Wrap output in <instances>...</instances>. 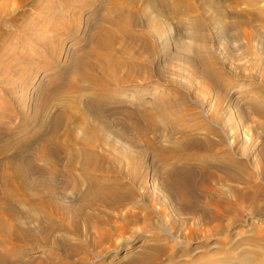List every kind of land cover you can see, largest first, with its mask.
Segmentation results:
<instances>
[{"label": "bare ground", "instance_id": "1", "mask_svg": "<svg viewBox=\"0 0 264 264\" xmlns=\"http://www.w3.org/2000/svg\"><path fill=\"white\" fill-rule=\"evenodd\" d=\"M69 1L76 5L71 20L77 28L76 17L86 7L80 4L82 0ZM94 1L98 4L95 12H98L96 15L100 18L88 30L86 39L81 42L83 48L77 45L68 64L61 66L60 72L52 76L38 91L31 110L32 118L28 119L31 121L27 122L30 126L26 128L24 125L26 122L22 106L24 104L16 98L15 87L6 84V88L3 87L0 92V104H8L5 108L0 107V119L8 122L7 125L1 126L4 133L0 132V264H55L53 260L51 261L53 258L58 261L57 255L52 252L54 249L52 251L49 249L42 255L44 258L39 259L18 255V250L16 252L15 249L14 252L17 254L10 253L13 252L14 245L19 249L20 244H22L20 247L41 245L60 248V244L54 242L55 240H45L44 236L41 239L42 233L46 230L42 224L47 222L49 230L54 228L53 230L58 229L61 232H67L66 230L78 232L79 224L75 220L79 215H82V218L79 217L85 230L94 231V235L90 243L80 240L74 242L73 247L69 246L68 240L63 242L61 238L63 246L67 243L65 247H70L66 250V256L72 259L66 260L63 264H86L83 258L73 259L75 253L85 255L88 245L101 249L104 244H107L105 249L90 254L95 259L100 257L99 263L104 261L110 263L114 256L107 259L108 249L110 247L117 249L118 247L114 248L115 243L120 241L118 239L114 241L112 236L120 234L117 238L122 239L130 226L140 232L130 242L140 241L141 247L127 264H200L202 260L209 262L211 256L217 254L224 257V264H264V137L259 150H245L240 146L239 136L231 133L233 129L227 125L228 119L226 120L234 108L242 114L246 109L259 119L264 117V102L253 101L250 96L251 83L246 85L248 86L244 89L246 91L238 96L244 97L241 101H244L242 103L246 107H241L242 110L239 109L240 106L226 104L230 98L227 86L226 89L221 88L222 84L213 86V82L209 83L212 94L223 90L225 92L220 94L221 96L215 95L213 100L209 99L208 102H203L204 98L201 100L195 95H190L193 93L189 94L190 88L181 93L179 91L181 86L177 84L169 85V90L166 89L167 94H160L150 98L151 100L146 99L141 92H129L126 97L128 102L132 100L134 104L137 103L138 109L123 107L126 100H123L124 102L122 99L118 100L126 95L128 90L124 87L128 85L143 87L149 82L158 85L157 80L150 81L153 76L145 77L148 70L156 72L154 76L157 79L162 77V70L159 67L153 68L150 64L144 65L140 62L142 51L132 53L135 51V45H140L144 50L148 44L153 53L157 52L158 46L167 65L171 60L179 59L188 65L192 74L197 75L201 71V78L205 76L208 82L211 78H218L216 69L211 67L213 61L209 62L210 60L206 59V57L213 59L211 58L213 53L203 41L206 37L203 32L210 27L212 29L214 21L211 16L205 15L207 12L203 6L216 7L221 1ZM231 2L235 4L239 1ZM218 12L220 13V10ZM239 15L241 16V14L237 16ZM173 20L177 24L175 31L185 28V25L188 27V33L184 37L189 39L190 43L175 47L171 52L170 26L167 22ZM137 25L140 28L138 30L134 29ZM52 34L54 35L53 32ZM244 35L248 38V34ZM60 46L61 44L55 46L54 52L60 49ZM50 55L49 58L53 59L54 53ZM30 58L35 61L40 56L32 55ZM54 59L49 60L51 61L49 64H52ZM44 64L41 67H46ZM32 65L33 62H30L28 56L17 54L9 58L2 69L9 71L18 68L16 72H20ZM57 69L55 71H58ZM119 72L121 76L117 77ZM1 81L2 79L0 83ZM21 83L24 88L27 79ZM176 87H179V90ZM260 89L257 88V92L264 93L261 92L264 89L261 91ZM119 104L120 107L117 106ZM110 116H120L124 120V127L128 124L126 125L128 130L137 133V137H143L141 143L137 139L130 140L133 147H142V150L128 151L106 140L103 130L93 124L92 119L103 124L105 128L108 121L106 119ZM27 117L29 118L28 115ZM171 118H175L176 121ZM11 120L17 123L10 125ZM263 124L257 125V128L264 135ZM32 126H36V131H31V135L28 134L27 137L25 131ZM145 134L149 136L145 137ZM116 135L122 138L120 133ZM101 149L107 150V153L103 154ZM61 154H64L63 157ZM147 156L149 159L145 162ZM37 163H43L45 168L41 167V164L40 168L37 167ZM50 166L53 169L48 168ZM65 166L73 174V179L72 175H69L71 176L68 178L69 184L76 183L77 187H83V191L80 193V189L74 185L75 188L70 191L77 190L81 201L77 204L69 202L63 207L57 198L54 199L57 187L56 179L53 178H63L58 168ZM147 169L152 170L149 179L159 177L156 179L160 180L159 185L164 195L179 205L180 212L197 213L200 207L203 209L200 213L203 220L208 219L214 225L203 232L201 230L200 233H203L201 235L197 230L199 227L192 225L187 227L185 221L176 226L163 210L157 209L151 202L153 199L147 191L148 173L150 174L146 172ZM97 172H100L98 175L101 176L105 173L112 174L113 180L102 179L96 175ZM32 175L37 177L32 178ZM44 175H47L46 179L51 178L48 181L42 180L43 177L39 178ZM196 191L207 198V204H198L200 201L197 199ZM58 193L63 195V192ZM229 198H233V202ZM20 206L24 210H21ZM106 206L115 210L120 209L121 212L119 223L109 226L110 229L114 227L113 231L117 232L114 235L107 232L108 225L100 218L102 214L100 209ZM125 206L127 209H123ZM245 212L247 216L254 215V218H257L255 221H261V225L256 228L255 222L249 221L245 225L235 218L236 214ZM24 219H27L28 223L25 224ZM233 226L248 228L251 231V238L243 237L237 244L233 242V245L230 244L232 239L229 232ZM244 233L239 231L237 235L241 237ZM75 234L80 236L78 233ZM212 236L216 240L214 243L216 248L213 249L206 242ZM168 238L174 243L169 244ZM178 239L179 244L182 243L183 246H179ZM197 239L202 240L201 244ZM192 240H197L199 246L189 249L188 245ZM23 248L25 251V247ZM35 248L33 246L32 249ZM32 249L26 248L27 253ZM178 249L182 252L180 255ZM196 249L201 250L199 256L193 255ZM179 259L182 261L179 262Z\"/></svg>", "mask_w": 264, "mask_h": 264}, {"label": "rangeland", "instance_id": "2", "mask_svg": "<svg viewBox=\"0 0 264 264\" xmlns=\"http://www.w3.org/2000/svg\"><path fill=\"white\" fill-rule=\"evenodd\" d=\"M20 1L19 0H0V79H2V81L0 83V92L2 89H4L3 87H5L6 84L13 85L15 87L14 88V90H16L15 93L17 92L15 95L16 98L20 99L22 101V103L24 104V105H22L24 107V113L26 114L25 115L26 116L25 117L26 122L24 123V125L27 128L28 126H30L27 122L31 121L28 119L32 118V111L31 110H32V106L34 105L35 97L37 96L38 91L40 90L41 87H43L47 83V81L52 76L57 74V72H60L61 66L63 67L64 65L68 64V61H70L71 57L73 56V52L75 51V48L77 45H79L81 47V49L83 48L84 45L81 42H83V39L84 40L86 39L85 36L87 35L88 30H90L95 25V23L100 18V16L97 17V15H96L98 12L96 13L95 11L97 10L98 4L95 3L94 0H85L86 3L84 2V0H82V1L80 0L81 1L80 4L83 5L84 7H86V9L84 8L85 10L83 9L81 14L76 17V20H78V21H77V26H76L77 28H75L74 27L75 25L72 24L71 17H73V15H74L73 12L75 10L74 7H76V5H73L69 0L68 1H66V0L65 1H63V0H20ZM220 1L221 2L218 5L216 4L217 8L214 6L213 7H208L206 5L203 6V9L204 10L206 9L205 11L207 12L205 15L208 17L211 16L213 18V21H214L213 28L211 29V27H210L208 30L206 29L203 32V34L206 36V37H204L205 40H203V41L207 45V48H210V50L213 53V57H211L213 59H210V57H208V58L206 57V59H209L210 61L207 60L209 62L213 61V64H212L213 66H211V67L212 68L214 67V69H216L215 71L218 73V76H217L218 78H216V79L211 78L210 81L208 82V80L205 78V76H203V78H201V76H202L201 71H199L200 74H197L198 76L192 74L193 72H190L191 70L188 67V65L186 63H183L182 60H179V59L171 60L169 65H167V63L165 62L164 57H163L161 51L159 50L158 46L156 47L157 52L153 53L152 50H150L148 44H146V48L144 50H142L140 48V45H135L134 46V48L136 47L134 49L135 51L133 50L134 52H132V53L136 54V53H138V52L140 53L142 51L140 53L142 56L139 57L140 62H142L144 65L150 64V65H152L153 68L159 67L162 70V74H161L162 77L160 76L161 78L157 79L155 77L156 72L152 71L154 73L153 74L151 72V70L150 71L148 70L147 74H145V77L151 78L153 76L154 80L152 79L150 81L157 80L159 83L158 85H155V82L153 83V82L148 81L149 84L145 85L143 87H135L133 85H128L127 87H124L126 90H128V92H126V95H124L120 99L118 98V100L122 99L121 101L126 100L125 102L123 101L124 102L123 107H127V108L132 107L133 109H135V108L138 109L137 103L134 104V102H132V100H129V102H128L126 97H128L129 92H136V91L141 92L142 94H144V97L149 100L152 97L154 98L155 96H159L160 94H165L169 90L168 89L169 85L181 86L180 90H179V87H176L179 91H181V93L187 91V88H190V89H188L189 94H190V92L194 93V94L191 93L190 95H192V96L195 95L196 97L200 98L201 100H202V98H204L205 100L203 99V102H208L210 100L212 101L213 97L215 95L219 94L218 96H221L220 94H223L225 92L223 90L222 92L217 91L215 94H212L213 92H211V90H210L211 85L209 84L212 82H213L212 83L213 86L214 85L220 86L222 84L221 88L223 87L224 89H226V86H227L229 88V97L230 98H228L229 102L227 101L226 104L234 105L235 107L240 106L239 109H241V110L245 106L242 103L244 101H241V100H243L244 97L240 98L238 96H241L244 93V91H246L244 89L248 87L246 85H249V83H251L250 88H252V91L250 93V96L253 98L252 100L257 101V102H259V101L264 102V93L260 94V92L258 93L256 90L257 88H261L260 91L262 89H264L263 88L264 86H262V84L264 83V10H263L264 9V0H262V1L257 0L256 2H253L252 0H238L239 2L235 3V4H234V2H231L232 0L231 1L225 0L226 2L224 0H220ZM245 1H247L248 3ZM256 3H258V4H256ZM218 10H220V13L218 12ZM94 12H95V14H94ZM238 14H241V16L240 15L237 16ZM153 15L156 16L155 14H153ZM157 17H159V16H157ZM74 21H75V19H74ZM167 23L170 26L169 27L170 28V31H169V33H170V38H169L170 48H169V50L171 52H173V49L175 47L184 46L185 44L190 43V40L186 39L184 37V35L186 36V33H188V30H189L188 27L186 28V25H185V28L182 27L181 29L175 31V27L177 25L176 21H174V20L168 21ZM69 24H70V26H69ZM89 26H91V27H89ZM239 26H240V28H239ZM134 29L138 30L140 28L137 25ZM55 31H56V33H55ZM52 32L54 33V35L52 34ZM176 32H177V34H176ZM242 32H244V33H242ZM244 34H248V38H246ZM241 35H243V36H241ZM242 37H244V38H242ZM181 38H183V39L181 40ZM2 40H3V43H2ZM207 42H208V44H207ZM2 44H3V46H2ZM60 44H61V46L59 47L60 49H57V51L58 50L59 51L54 52L55 46L60 45ZM137 46H139V48ZM249 51H251V52H249ZM51 53H54L55 59L53 58L54 62H52V64H49L51 61H53V59L49 58V56H51L50 55ZM17 54H18V56H19V54L21 56H28V58L30 59V62L31 63L33 62V65L28 69L25 68L27 71L24 68L20 72H16V69H18V68L11 69L9 71L3 70L2 66H4L6 61L9 58L13 57L14 55L16 56ZM32 55H37L38 57L40 56V58L38 60H35V61L31 60L30 56H32ZM49 60H51V61H49ZM259 60H261V61H259ZM43 64L46 67H41ZM182 64H184V65H182ZM184 66H185V69L183 70ZM255 66H257V67H255ZM55 67H56V69H57V67L59 68V69H57L58 71H55L56 70ZM39 68H40V70H39ZM41 68H46V69H41ZM53 69H55V70L53 71ZM186 69H188V71ZM2 72H5L6 75L5 74L2 75L1 74ZM47 72H49V73H47ZM120 73L121 72H119L117 74V77H118V75L121 76ZM135 77H136V75H135ZM162 78H163V80H162ZM24 79H27V83L25 84L26 86H24V88H23V86H22L23 84L21 82ZM204 79L207 81H205ZM159 80H161V81H159ZM136 81H138V80H136ZM162 81H163V83H165V85L163 83H161ZM218 81H221V82H218ZM173 82H175L174 83L175 85L173 84ZM138 83H142V82H140V80H139ZM166 83H169V84L167 85ZM218 83H220V84H218ZM153 84H154V86H153ZM182 87H184V88L186 87V88L184 89ZM253 87L255 88L256 91L255 90L253 91ZM20 88H23V90L22 89L20 90ZM241 88H242V90H241ZM166 89H168V90H166ZM181 89H183V90H181ZM263 91L264 90H262L261 92H263ZM204 92H206V93H204ZM238 93H239V95H238ZM152 94H153V96H152ZM258 95H260V96H258ZM248 96H249V94H248ZM6 105H8V104H0V107L5 108ZM117 106L120 107V104ZM244 110H245L244 111L245 113L242 114L241 111H237L236 108H234V110L231 111L230 115L227 116V118H226V120L228 119L227 125L230 128L232 127L233 130H231V133L239 136L238 137L239 141H240L239 143H241L240 146L244 147L245 150H248V151L259 150L261 145H262L264 135L257 128V125L263 124L264 117L259 119L250 110H246V109H244ZM27 115L29 116V118L27 117ZM171 119H174L176 121L175 118H171ZM106 120H108L107 126H105V128H104L103 124H101L100 122H98L95 119H92L93 124L97 125V127L99 126V129L103 130L102 132L106 136V140L108 139V141L113 142L115 146L124 147L125 150H128V151L129 150H131V151L142 150L141 149L142 147H139V148L133 147V145L130 144V140H136L137 139V141L140 142L143 139V137L142 136L137 137V133H135L133 131L131 132L130 130H128L129 128L128 129L126 128V125H128V124H126V125L124 124L125 125V127H124L123 126L124 120L121 119L120 116H117V117L110 116ZM174 120H172V121L174 122ZM13 123H17V122L16 121L12 122V120H11L10 125H12ZM7 124H8L7 120L2 121L0 119V132L1 133H4L1 129V126L7 125ZM35 124L37 126V123H35ZM179 124H180V122H179ZM36 126H32L31 128H28L25 131L26 132L25 134L27 135V137H29L28 134H30L31 131H36ZM262 126L264 127V124ZM16 128H18V127L16 126ZM123 128L124 129L126 128L125 129L126 131ZM5 132L8 133L7 130H5ZM114 132L120 133L122 138L117 137L116 133H114ZM146 135H147V137L149 136V134H145L144 136L146 137ZM6 139H7V137H6ZM156 141H158V138ZM161 144H164V142H161ZM101 152L103 154H106L107 150L101 149ZM63 155H62V157H63ZM62 157L60 156V159ZM146 159L147 160L149 159L148 156H147V158H145V162H147ZM40 164H41V167L45 168V165L43 163H40ZM40 164L37 163L36 164V165H38L37 167H39ZM48 168H51V166ZM64 168H65V170H64ZM66 168H67L66 166L63 168H60V169L58 168V170L62 174L63 178H61V177H57V178L54 177L53 178V180L56 179L55 183H56V187H57V188H55L56 192L54 194V199L57 198L59 203L61 202L60 206H63V207H64V205H67L69 202L70 203H76V204L79 203L81 201L79 198L80 197L79 194L81 193V191H83V187H81V188L77 187L78 184L75 183L74 185H75V187H77V189L78 188L80 189V190L78 189L80 193L75 189L76 191H74V192H76L77 194H72L74 192H71L70 190L72 188H75V187H73L74 186L73 182H70V184H69L68 181H70L69 179L71 178V176H69V175H72V179H73V174L70 173L68 168L66 170ZM51 169H53V167ZM68 171H69V174L67 175L66 173H68ZM146 172H150V174L148 173L149 183L147 185V191H148V195L151 196V198L153 199L151 202L154 203V206L157 209L163 210V213H165L169 217V219L173 223L176 224V226L180 225L181 223H183V221H185V223H186L185 225L187 227L188 226L191 227V225L193 227H199V229L197 228V230L200 233L201 230L203 232L204 229H207V228L210 229V227L212 225H214L211 221H208V219L203 220V218L200 215V213L203 212V209L200 207H199L200 210L198 209L197 213L180 212L178 210L179 205L175 201L168 199L164 195V192L162 191L161 186L159 185V183H160V180H158L159 177H156L158 179H156L154 177L149 179V177L152 176V170L147 169ZM99 173L100 172H97V174L96 173L95 174L98 177H100L101 175H98ZM92 174L94 175V173H92ZM111 175L112 174L105 173V174H102L101 177H102V179L106 178V179H109V181H112L113 175L112 176ZM65 176L67 177V179ZM36 177H37L36 175H32V178H36ZM41 177H43L42 180H44V181H48V179L51 178L48 176L49 178L46 179L47 175L40 176L39 178L41 179ZM107 177H109V178H107ZM63 179H64V181H63ZM61 181H62V183H61ZM68 184H69V186H68ZM65 187H67V188H65ZM59 191H60V193L63 192L62 193L63 195L59 194L58 193ZM196 192H197L196 196H198L197 199H198V201H200L198 204L199 205H202V203L207 204V198L203 197V195L199 191H196ZM56 194H58V195L55 197ZM64 194H65L66 198L63 197ZM59 195H61V196H59ZM203 198H204V201H203ZM229 200L231 202H233L234 199L229 198ZM126 206L129 207V204H127ZM126 206L123 209H127ZM20 209L22 210L23 207L20 206ZM119 210L120 209L115 210L109 206H106V207L100 209V211H102L100 218L102 219L103 222L107 223L108 226L106 227V230H107V232L108 231L110 232L109 233L110 235H114V233H117V232L113 231L114 227H112L113 229H110L109 226H111L113 223L116 225L119 223V220L121 217V212H119ZM84 211L87 212V210H84ZM121 211H122V209H121ZM240 214H236L235 218H238V220L241 221L242 223L244 222L245 225H247V223L249 221L255 222L254 226L256 228L259 225H261V223H260L261 221H257V222L255 221L257 218H254V215L251 217L249 215L247 216L246 212L240 213ZM79 216L82 218V215H79ZM79 216H76L78 219L75 220L79 224L78 225L79 226L78 232H76L74 230H66L67 232H64V231L61 232L58 229L53 230L54 228L53 229L51 228L49 230L47 228L48 227L47 222H46V224L45 223L42 224L43 229H46V230L42 233L43 235L41 236V239L44 236L45 240H48V239L52 240V241L55 240L54 242H58L60 244V248H58V249L49 248L47 246H41V245H39V246L38 245H23V247H25V251H24V248L20 247L22 244H20V246H19L20 251L18 249V246L14 245L13 246L14 248L12 247L13 252H11L12 251L11 250L10 254L19 253L18 255L31 257V258L34 257L36 259H39V258H44V256H42V255L45 252H47L49 249L51 251H52V249H54L52 252L58 256V257L56 256V258L59 261L58 262L56 259L53 258V256H51L53 258V259H51V261L53 260V262H55V264H58V263L63 264L66 262V260H72L70 257L68 258L66 256V254H67L66 250H69V248H70L69 246L71 245L73 247L74 242L76 243L80 240L85 241V242L87 241V243H88L89 241H91L90 239H92L93 235H94L93 234L94 231H92V232L90 231L91 232L90 233V232H87L85 230V228L81 222V218ZM26 220L27 219L23 220L25 222V224L28 223V221H26ZM237 226L236 227L233 226L229 232V237H230V239H232L230 244H232V245H233V243L237 244L238 242H240L243 239V237L244 238H251V236H250L251 231H249L248 228H246V227H245V229L244 228H238L239 226L238 227ZM129 228H128V230H126L127 233L121 237L122 239L117 238L120 234H117L116 237L112 236L113 237L112 239H114V241L117 239H118V241L119 240L120 241L117 243L118 245L115 243L114 248L118 247L117 249H113V247H110L108 249V254L106 255L107 259L109 257L114 256L110 263H107L106 261L99 263L100 257L97 258L99 260L98 261L97 259H95L90 254L91 252L100 251L102 248L105 249L107 244L106 245L104 244L101 247V249L98 247L92 248L91 245H88V247L86 248L85 255L83 253H78V254L75 253L73 259L83 258L84 260H86V262H87L86 264H119V263L127 264V262H129V260L132 259L139 252L140 247H141V246H139L141 244L139 240H138L139 242H136V241L130 242V240L132 241V239L137 235V233L139 234L140 232L138 230H136V228H134V227L130 226ZM239 231H244L245 232L244 236H241V237L238 236L237 233H239ZM75 233H78V235H80V236H77V234H75ZM201 234H203V233H200V235ZM62 236H64V237H62ZM212 237L209 240H207L206 242L209 245H211V248L213 249V248H216V246L214 244L216 242V240H215L214 236H212ZM61 238L63 239V242L69 241L68 242L69 246H67L68 248L65 247V245L67 243L63 246L62 242L60 241ZM197 240H200V239H197ZM197 240H195L196 242L194 240L190 241V245H188V248L193 249L194 247H198L199 243L201 244L202 240H200L199 243ZM179 241L180 240L178 239L177 240L178 244H179ZM70 242H71V244H70ZM168 242H169V244L174 243V241H172L169 238H168ZM183 245L184 244H182V243L179 244L180 247ZM33 246H34V248L35 247H37V248L32 249ZM8 248H11V247H8ZM21 248H23V249L21 250ZM26 248H31L32 250L29 253H27ZM14 249H15V251L18 250V252L17 251H16L17 253L14 252ZM115 250H116V252H115ZM179 250L180 249H178V253H179L178 255H180L182 253L181 251L179 252ZM22 251H24V253ZM200 252H201V250L198 251L196 249V252H194L193 255L199 256ZM211 257L212 258L209 260V262H208V260H202L199 263L200 264H212V263L213 264H224L225 263V259L221 254L213 255ZM107 259H105V260H107ZM181 261L182 260L179 259V262H181Z\"/></svg>", "mask_w": 264, "mask_h": 264}]
</instances>
